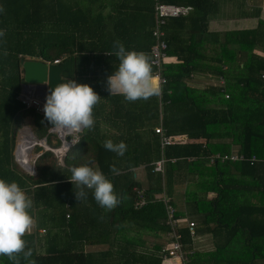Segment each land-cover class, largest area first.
<instances>
[{
	"label": "trees",
	"instance_id": "16d2710c",
	"mask_svg": "<svg viewBox=\"0 0 264 264\" xmlns=\"http://www.w3.org/2000/svg\"><path fill=\"white\" fill-rule=\"evenodd\" d=\"M147 1L146 6L143 0H110V13L103 17L91 15L83 0H0V30L6 33L0 37V178L17 182L33 200L31 214L36 225L24 237L33 253L31 259L35 264H160V237L169 230L160 195L169 200L175 217L182 221L178 231L185 249H190L196 234L194 230L193 236L189 235L184 214L175 206L177 189L183 188L185 211L217 238L205 259L207 264H264L255 262L264 257L258 243L264 240V81L259 77L264 72V56L252 52L254 47L264 49V24L257 22L252 30L222 33L218 50L209 48L214 53L207 64L220 73L221 65L237 53L244 70L237 79L242 84L241 95L246 92L251 96L258 90L263 96L256 104L232 108L229 99L224 110L202 108L187 94L181 79L205 64L203 54L181 40L176 44L178 35L170 30L188 19L193 32L197 27L201 32L215 11V2L160 0L193 7L186 17L168 18L163 25L166 55H174L180 62L162 64L160 73L165 82L158 96L130 103L107 91V77L119 63L107 52L112 53L113 42L119 41L127 50L149 56L154 0ZM21 57L49 62L68 58V80L87 83L101 96L94 109V128L79 135L63 165L57 164L51 151L35 147L39 154L34 159V176L24 172L12 157L20 127L26 124L34 138H44L48 146H56L58 141L49 132L52 126L44 114L18 98L23 83ZM256 98L253 95L252 100ZM156 125L162 127L164 135L185 133L188 139L202 137L207 142L161 146L152 129ZM222 138L230 139L245 157L260 159L251 164L216 159L207 163L212 152L229 151V143L218 142ZM109 139L127 145L123 156L103 147ZM161 157L165 160L162 171H154V162ZM86 163L113 182L121 199L113 210L102 209L92 190L85 189L86 199L76 200L74 191L78 189L67 178L69 169ZM113 164L118 175L109 170ZM139 166L145 169L144 182L133 174ZM250 186L256 190L251 197L255 200L244 197L243 191ZM208 192L214 195L207 198ZM40 228L44 232L40 233ZM88 246L101 247L87 250ZM199 262L196 254L189 256V264ZM0 264L13 262L0 256ZM21 264L27 261L21 259Z\"/></svg>",
	"mask_w": 264,
	"mask_h": 264
},
{
	"label": "clouds",
	"instance_id": "9594fccd",
	"mask_svg": "<svg viewBox=\"0 0 264 264\" xmlns=\"http://www.w3.org/2000/svg\"><path fill=\"white\" fill-rule=\"evenodd\" d=\"M0 11H3L2 6ZM5 34L4 30H0V37ZM113 48L114 51L107 54H114L119 63L117 69L107 77L106 88L110 95L123 96L130 103L158 96L161 89L153 78L151 58L145 52L127 50L119 41L113 42ZM61 81L50 88L46 96L44 118L52 127L69 135L93 129L94 109L100 103L101 96L87 83L65 81L64 78ZM103 147L118 156H123L127 150L123 141L114 143L110 139L104 142ZM109 170L113 175L119 174L114 164L109 166ZM69 171L71 175L67 178L78 189L74 191L77 201L86 199L85 189H88L92 190L96 203L106 211L113 210L121 203L113 182L98 168L86 163L73 166ZM30 174L34 176L32 168ZM32 207L33 200L17 182L0 178V256L7 257L13 264H21V259L27 264H35V260L31 259L32 250L24 239L36 225V219L31 214Z\"/></svg>",
	"mask_w": 264,
	"mask_h": 264
},
{
	"label": "crops",
	"instance_id": "0c3cea01",
	"mask_svg": "<svg viewBox=\"0 0 264 264\" xmlns=\"http://www.w3.org/2000/svg\"><path fill=\"white\" fill-rule=\"evenodd\" d=\"M81 1V0H75ZM111 1H119V0H111ZM143 0V4H149V1ZM215 2V11L209 15L205 26L203 27L202 31L196 28V32H193L192 24H190L189 20L187 19L183 23H179L178 27L174 28V24L171 25L173 28L170 30L172 32L177 33L178 40L177 43L183 42L185 45H190L191 48L200 50L203 54L201 58L205 64L199 65L196 70H192L189 74L181 79V83L187 89V94L193 97V101L196 102L202 108H211V109H219L224 110L226 109V100H232V108L238 107L242 104H253L260 96L258 94V90L251 92V96L247 95L248 93L244 92L241 95L240 86L242 85L237 79L244 75L243 70V63L239 59V55L236 53L231 61H225L223 65H221L220 73L213 72L216 68L214 67H207V64L210 60H208L209 56L214 53L209 50L210 47L214 48V50H218L221 40H223V36H221L224 32H231V31H242V30H252L256 27L257 22H262L264 24V0H213ZM85 4H89L88 8L91 10V15H102L107 16L110 12V8L107 5L110 4V0H83ZM172 3V2H170ZM147 6V5H146ZM179 16V17H186ZM177 18V17H173ZM170 19V18H169ZM167 19L166 21H168ZM166 24V22H165ZM200 33V34H199ZM217 33L218 36H214L213 34ZM187 38H190L192 41L191 43ZM208 41V42H206ZM185 48V47H184ZM182 49V48H181ZM177 52V50H176ZM252 52L255 54H259L264 56V49L254 47ZM205 56V57H204ZM174 55H167V58L164 63H171L177 64L180 62L179 60L175 59ZM215 62V61H212ZM234 62V63H233ZM227 97H226V96ZM256 96L257 98L253 101L252 98ZM234 96L235 98H231ZM240 96L242 98H240ZM154 127V126H153ZM152 127V128H153ZM171 135H180L182 136L183 140L180 144L189 143V142H198V143H206V139L202 137H198L196 139H188L185 133H173ZM229 138V137H225ZM217 139L218 142L222 144L230 145L229 151L221 153L220 151L212 152L207 157V163L212 164L210 161L211 156L220 155V154H230V153H242L237 150V145L230 144V139ZM227 141V142H226ZM212 142H217L216 139H213ZM260 159V158H258ZM214 161V160H213ZM134 176L139 181H145V169L142 166L134 168ZM142 177V178H141ZM141 178V180H140ZM248 179V178H247ZM246 179V180H247ZM249 181V179H248ZM232 185V184H231ZM254 190L251 186L246 187L244 192V197L251 198L253 195L252 193ZM176 196V208L180 209L183 212V223L187 221L194 222V230L196 232L195 236L191 238L190 242V251L192 252L191 255L199 258V264H207L208 253L214 250V243L217 238H213L211 233H209L204 226H200L196 224L195 221L189 220L191 218L189 216L188 211H185L184 204H183V197L181 194L184 195L183 188L177 189ZM213 192L207 193V198L213 196ZM242 195V194H241ZM181 196V197H180ZM196 225V227H195ZM257 243V241H256ZM261 244V252L264 254V240L258 241ZM101 247V246H99ZM190 255V257H191ZM205 260V261H204ZM257 263H263L264 257L258 258L255 260ZM189 264V260H188ZM210 264V262H209Z\"/></svg>",
	"mask_w": 264,
	"mask_h": 264
},
{
	"label": "built area",
	"instance_id": "2783aa9c",
	"mask_svg": "<svg viewBox=\"0 0 264 264\" xmlns=\"http://www.w3.org/2000/svg\"><path fill=\"white\" fill-rule=\"evenodd\" d=\"M193 7L188 4H175L170 2H162L160 0H154L153 4V24L150 27V33L153 39L149 47V57L151 58L152 65L154 67L153 77L156 78V83L161 86L165 79L161 76V68L162 64L166 60V40L165 33L163 30V25L168 18L179 17L188 15L192 11ZM63 60V58L53 59L50 63L56 64ZM49 62V61H47ZM261 80L264 81V72L259 74ZM226 96V95H225ZM227 97V96H226ZM19 99L25 106H32L35 111L40 114H44L43 106L46 102V98L43 102L36 101L33 98H28L27 96H19ZM49 132L55 136V139L58 141L56 146H48L44 138L36 139L34 138L32 132L30 133L26 128H21L17 133V137L15 139V144L12 149V157L14 162L26 173L30 174V170L34 168V159L39 154V152H32L33 146L36 144L40 148V150H48L51 151L57 161V164L63 165V158L66 155L67 151L71 149L76 141L79 140V135L73 133L71 135L67 134L62 130H58L54 127L49 129ZM153 133L158 134L159 142L161 146L169 145L173 143H181L183 138L180 135H164L163 129L160 125H156L153 127ZM28 137V141H33L32 146H21L19 147L20 139ZM29 148V149H28ZM35 149V148H34ZM219 161H230V162H242L248 161L250 164L252 162L258 161L259 159L254 156L245 157L243 153H230V154H220L211 156L210 162L213 160ZM173 160V159H171ZM164 159L161 157L154 162V171H162ZM35 173V171H34ZM159 195H155L158 197ZM162 196V200L165 206L166 212V221L165 223L168 225L169 230L165 233V242L161 243L158 256L161 259L160 264H188L189 256L192 253L190 249H185L183 243L181 242V234L178 231V228L181 226L180 220H178L174 215V208L170 205L168 199ZM143 201H140L141 204ZM67 217V215H66ZM185 226L188 229L189 235L192 237L194 234V222L185 220ZM44 232V229L40 228V233Z\"/></svg>",
	"mask_w": 264,
	"mask_h": 264
},
{
	"label": "water",
	"instance_id": "95a60500",
	"mask_svg": "<svg viewBox=\"0 0 264 264\" xmlns=\"http://www.w3.org/2000/svg\"><path fill=\"white\" fill-rule=\"evenodd\" d=\"M20 68L24 84H42L48 94L50 88L70 77L71 61L66 58L53 64L41 59L20 58Z\"/></svg>",
	"mask_w": 264,
	"mask_h": 264
},
{
	"label": "rangeland",
	"instance_id": "374dc122",
	"mask_svg": "<svg viewBox=\"0 0 264 264\" xmlns=\"http://www.w3.org/2000/svg\"><path fill=\"white\" fill-rule=\"evenodd\" d=\"M19 96H20V98H21V96H24V97L27 96L28 98H33L36 101L43 102L47 96L46 87L42 84H24V83H22V85L20 86V92L18 94V98H19ZM21 128H26L31 133L30 128L26 124L21 126L20 129ZM19 130H18V132H19ZM37 143L38 142H36V144ZM36 144L33 146L32 152H35L34 148L37 147ZM32 169H33V167H32ZM34 171H35V169H33V172ZM141 178H140V180H141ZM252 200H255V198H253ZM189 220L195 221L193 218H189ZM159 242H160V244L165 242V236L164 235L160 237ZM99 248H100L99 246H88V247H86L87 250H94V249H99ZM37 252L41 253L42 250L39 249V251H38V249H37Z\"/></svg>",
	"mask_w": 264,
	"mask_h": 264
},
{
	"label": "bare ground",
	"instance_id": "6f19581e",
	"mask_svg": "<svg viewBox=\"0 0 264 264\" xmlns=\"http://www.w3.org/2000/svg\"><path fill=\"white\" fill-rule=\"evenodd\" d=\"M154 79H155V81H156V78L154 77ZM33 143V141H28V137H25V138H23V139H20V141H19V144L20 145H18L19 147L21 146V144H22V146L24 145L25 147L26 146H32L31 144ZM29 149V148H28Z\"/></svg>",
	"mask_w": 264,
	"mask_h": 264
}]
</instances>
